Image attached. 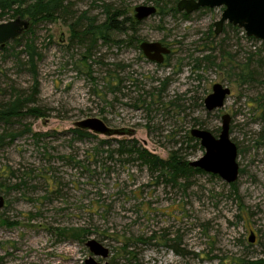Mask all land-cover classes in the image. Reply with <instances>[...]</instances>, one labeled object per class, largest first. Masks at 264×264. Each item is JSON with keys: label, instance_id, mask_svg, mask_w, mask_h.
Listing matches in <instances>:
<instances>
[{"label": "rangeland", "instance_id": "374dc122", "mask_svg": "<svg viewBox=\"0 0 264 264\" xmlns=\"http://www.w3.org/2000/svg\"><path fill=\"white\" fill-rule=\"evenodd\" d=\"M158 1L163 15L155 0H68L63 19L34 25L18 47L0 50L1 104L32 94L23 48L33 42L38 92L24 104L45 114L0 123V134L31 128L0 148V264L264 263V42L228 24L215 35L223 7L184 16L171 11L179 0ZM141 5L156 13L135 31L97 39L86 53L89 36L80 42L76 33L87 19L99 25L108 9L122 20ZM142 41L161 42L171 54L150 63L138 48ZM215 84L230 94L208 112L204 99ZM225 114L238 152L235 191L205 172L174 185L118 151L123 144L161 160L176 154L195 161L204 150L190 131L217 137ZM89 118L125 133L77 137L75 123ZM89 240L108 257H94Z\"/></svg>", "mask_w": 264, "mask_h": 264}, {"label": "water", "instance_id": "95a60500", "mask_svg": "<svg viewBox=\"0 0 264 264\" xmlns=\"http://www.w3.org/2000/svg\"><path fill=\"white\" fill-rule=\"evenodd\" d=\"M223 7L221 17L214 22V34L219 35L225 24L240 28L249 38L264 42V0H179L176 9L185 14H191L202 8ZM156 13V8L150 6H137L133 10V18L141 22ZM30 27V22L19 17L0 23V49L7 43L18 39ZM142 56L150 63L162 64L164 57L171 53L170 48L161 42L139 43ZM230 90L220 84L212 87V92L204 99V107L208 112L221 109L224 106ZM231 117L228 114L221 116V126L217 137L211 132L194 128L190 135L199 141L204 154L199 159L189 162L192 168L202 172L218 176L226 184H234L239 177V165L237 163V146L230 139ZM75 128L87 131L94 135L111 137L125 133L123 130H116L108 127L104 122L96 118H89L75 123ZM4 198L0 195V210L4 207ZM255 236L250 232L249 243H254ZM85 246L94 257L106 259L109 255L107 248L100 243L89 240ZM86 264H108L107 262L97 263L90 258ZM264 264V263H263Z\"/></svg>", "mask_w": 264, "mask_h": 264}, {"label": "trees", "instance_id": "16d2710c", "mask_svg": "<svg viewBox=\"0 0 264 264\" xmlns=\"http://www.w3.org/2000/svg\"><path fill=\"white\" fill-rule=\"evenodd\" d=\"M154 3L159 9L158 14L163 15L164 12L162 6L160 5V2L158 0H155ZM68 11V0H0V19L9 15L10 18L19 17L30 22V27L27 31H25L18 39L7 43L0 50L6 53L10 50L9 47L7 48V46H12L14 48L18 47L23 37L33 32L32 27L34 25L46 21L50 22L54 19H63ZM171 11L177 12L176 7L171 8ZM105 14L107 17L103 23L95 25V22L92 19H87L89 22L87 23L85 28L76 33L77 37H79L78 39L80 42L85 36H89L90 45L86 50L87 54L91 46L97 39L109 40L108 37L111 32L126 33L127 31H135L136 27L139 25V22H136L133 16L119 20V17L121 15L119 13H116V11H110L108 9H106ZM184 16H186V14H184ZM82 17H78L75 22L71 24L73 33L75 32L73 28H77L79 26L78 24L82 21ZM133 43L137 47V43L134 41ZM23 53L26 56L25 65L29 67V72L31 73L33 78L34 84L32 87V94L28 98H23V96H21L20 94H16L12 100L0 104V123H3L5 125H9L15 119H19L22 117L38 118L45 116L43 111L38 108H25L24 103L31 101L30 99L35 97L38 92L36 63L39 57L32 41L25 42ZM18 55L19 54L17 53L16 57H18ZM239 76L241 77V81L244 82L246 75L240 74ZM249 76L251 78V74L248 73V77ZM73 132L79 138L88 137L91 135L89 132H84L77 128H75ZM29 133H31V128L29 125L27 126V128H25L24 131L19 134L8 132L1 133L0 148H3L8 143H11L18 135ZM33 136L39 137L41 136V134H33ZM118 151L120 154H122V152H129V154L131 155H136L137 159L140 160L143 166H146L151 171H154V169L158 170L159 177L165 178L166 182L173 183L174 185H176L177 181L181 178L189 180L191 174L202 172L199 169L190 167L188 165V162H186L182 158H179V156H177L176 154L172 155L168 160H161L145 149L135 147L126 149V146H124L123 144L120 145ZM230 187L235 191V184H231ZM172 250L178 256L185 255L183 253V250L177 249V247H172Z\"/></svg>", "mask_w": 264, "mask_h": 264}, {"label": "flooded vegetation", "instance_id": "af4514ba", "mask_svg": "<svg viewBox=\"0 0 264 264\" xmlns=\"http://www.w3.org/2000/svg\"><path fill=\"white\" fill-rule=\"evenodd\" d=\"M164 45V44H163ZM171 54V53H170ZM167 56L164 57V60L166 59Z\"/></svg>", "mask_w": 264, "mask_h": 264}]
</instances>
